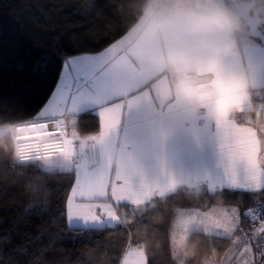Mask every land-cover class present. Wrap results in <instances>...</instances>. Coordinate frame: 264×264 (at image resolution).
Segmentation results:
<instances>
[{
  "label": "snow or ice",
  "instance_id": "obj_1",
  "mask_svg": "<svg viewBox=\"0 0 264 264\" xmlns=\"http://www.w3.org/2000/svg\"><path fill=\"white\" fill-rule=\"evenodd\" d=\"M163 50L158 40L132 32L98 53L69 52L57 44L52 53L60 61L55 90L32 116L10 129L15 133L14 163L41 173L55 169L68 177L66 203L52 213L68 232L99 233L139 222L159 203L185 190L210 199L221 196L223 206L179 207L169 224L179 235L171 239L173 248L194 237L231 242L236 246L234 264H264V165L259 162L264 130L256 127L258 114L244 120L230 115L234 106L243 112L246 84L239 78L210 62L197 69L213 77L207 84L185 80L180 86L182 94L215 114V121L202 127L215 139L214 166L196 153L188 170L178 172L166 162L138 161L128 150L129 137H138L144 147L151 142L139 136V106L142 90L160 73ZM14 67L23 71L25 66L17 60ZM31 72L46 75L49 59H37ZM226 93L232 100L221 109L219 101ZM84 115L94 116L99 124L95 134L81 138L75 129ZM119 264H149L146 250L126 245Z\"/></svg>",
  "mask_w": 264,
  "mask_h": 264
},
{
  "label": "trees",
  "instance_id": "obj_2",
  "mask_svg": "<svg viewBox=\"0 0 264 264\" xmlns=\"http://www.w3.org/2000/svg\"><path fill=\"white\" fill-rule=\"evenodd\" d=\"M147 6V0H0V264H119L129 244L143 247L149 264H178L169 227L173 214L183 206L224 205L221 196L185 190L139 222L99 233L68 232L52 216L70 194L68 177L14 163L15 133L2 130L32 116L55 90L57 44L69 52L98 53L129 32ZM45 57L49 72L33 75L34 62ZM17 60L23 71L14 67ZM259 99L264 101V89ZM98 124L92 115L81 116L79 134H95ZM234 202L245 206L241 199ZM230 245L194 237L186 243V264L220 262Z\"/></svg>",
  "mask_w": 264,
  "mask_h": 264
},
{
  "label": "crops",
  "instance_id": "obj_3",
  "mask_svg": "<svg viewBox=\"0 0 264 264\" xmlns=\"http://www.w3.org/2000/svg\"><path fill=\"white\" fill-rule=\"evenodd\" d=\"M146 9L129 32L139 38L158 40L164 50L158 59L160 73L142 90L144 100L139 106L143 116L139 136L147 137L151 142L144 147L138 137H129L128 150L138 161L166 162L170 169L178 172L188 170V161L196 153H200L198 155L205 163L214 166L217 160L215 139L210 129L202 127L214 122L215 114L194 98L189 99L182 94L181 83L189 80L195 85L207 84L213 77L201 75L197 69L210 62H215L221 71L232 73L240 80L247 73L252 86L250 89L246 84L243 112L239 110L233 118L250 119L254 105L262 102L259 96L264 89V43L249 33L243 21L241 28H246L247 33L241 28L232 30L219 26L224 17L212 9L199 13L196 19L161 16L158 11L148 12ZM227 11L234 17L233 9ZM259 16L264 31V15ZM231 97L226 93L219 106L222 100ZM259 116L264 119V109ZM77 125L75 130L79 134ZM71 131L72 126L69 125ZM232 246L231 243L227 255ZM227 255L223 258L226 259Z\"/></svg>",
  "mask_w": 264,
  "mask_h": 264
},
{
  "label": "clouds",
  "instance_id": "obj_4",
  "mask_svg": "<svg viewBox=\"0 0 264 264\" xmlns=\"http://www.w3.org/2000/svg\"><path fill=\"white\" fill-rule=\"evenodd\" d=\"M224 0H147L148 7L146 11H158L161 16H182L186 19L199 18V13L212 9L220 13L224 20L219 26L227 27L232 30H237L242 27V22L231 16L226 8L221 7ZM250 3H254L255 0H249ZM216 23L215 20H213ZM241 82L247 84L251 89L252 80L251 77L245 73L241 77ZM224 101H221L220 108L224 107ZM239 112L238 107H233L230 111V115H234Z\"/></svg>",
  "mask_w": 264,
  "mask_h": 264
},
{
  "label": "water",
  "instance_id": "obj_5",
  "mask_svg": "<svg viewBox=\"0 0 264 264\" xmlns=\"http://www.w3.org/2000/svg\"><path fill=\"white\" fill-rule=\"evenodd\" d=\"M256 4L250 2H242L238 8L239 16L242 18L244 25L248 28L249 33L258 37L263 43L264 31L261 28L262 18L256 11ZM20 135H28V133H21Z\"/></svg>",
  "mask_w": 264,
  "mask_h": 264
},
{
  "label": "rangeland",
  "instance_id": "obj_6",
  "mask_svg": "<svg viewBox=\"0 0 264 264\" xmlns=\"http://www.w3.org/2000/svg\"><path fill=\"white\" fill-rule=\"evenodd\" d=\"M256 11L259 12V15H264V5H256ZM234 12V17L239 20V21H243L242 18L239 16V12L238 9H233ZM242 31H244V33H247L246 28H241ZM232 97L231 98H225L224 101V106L225 104L229 103V101L231 102ZM221 103V102H220ZM262 164L261 158L259 161ZM263 165V164H262ZM217 206H223V205H217ZM177 222H178V216H177ZM175 236V238L178 240L179 239V235H178V231L177 232H173L172 230V237ZM187 243V242H186ZM186 243H184L182 246H178L176 248H174V257L175 260L178 264H182V262H186ZM235 245L233 244L229 254L227 255V258H223L220 262H215V264H234V262L231 261L232 257H233V252L235 250ZM238 259H243L241 257H238Z\"/></svg>",
  "mask_w": 264,
  "mask_h": 264
},
{
  "label": "built area",
  "instance_id": "obj_7",
  "mask_svg": "<svg viewBox=\"0 0 264 264\" xmlns=\"http://www.w3.org/2000/svg\"><path fill=\"white\" fill-rule=\"evenodd\" d=\"M242 2H249V0H224L223 4L221 5V7L226 8L227 10H232V9H238L240 4ZM256 5H264V0H255L254 2ZM264 102V101H262ZM262 102H258V104L256 103L254 105V108L250 114V119H254V117L258 114L259 112L262 111V109H264V103ZM256 127L258 128V130H264V123L262 122V117L259 116V120L256 121ZM10 128L4 129L2 131H9ZM81 138H83L84 136H80Z\"/></svg>",
  "mask_w": 264,
  "mask_h": 264
}]
</instances>
